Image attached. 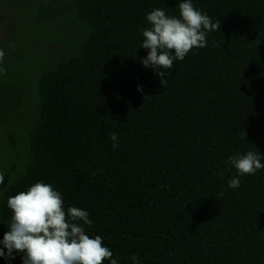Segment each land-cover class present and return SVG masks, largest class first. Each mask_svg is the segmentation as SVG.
I'll return each instance as SVG.
<instances>
[{
    "label": "trees",
    "instance_id": "1",
    "mask_svg": "<svg viewBox=\"0 0 264 264\" xmlns=\"http://www.w3.org/2000/svg\"><path fill=\"white\" fill-rule=\"evenodd\" d=\"M182 2L70 1L88 32L75 57L37 79L28 163L0 184V241L8 198L44 182L66 214L89 213L91 227L78 223L118 264H264V169L232 189L226 163L248 151L264 163V0H192L220 30L174 60L162 85L141 63L142 29L157 8L179 18Z\"/></svg>",
    "mask_w": 264,
    "mask_h": 264
},
{
    "label": "clouds",
    "instance_id": "2",
    "mask_svg": "<svg viewBox=\"0 0 264 264\" xmlns=\"http://www.w3.org/2000/svg\"><path fill=\"white\" fill-rule=\"evenodd\" d=\"M150 27L142 29L141 47L148 50L141 58L145 68H152L163 85L173 69L174 60L183 61L194 48L207 46V34L218 31L221 22H212L211 18L194 7L192 0L179 3V18L167 16L159 8L152 10L146 17ZM4 52L0 50V63ZM5 69L0 68V73ZM137 91H143L141 87ZM112 147L120 145L117 134H110ZM226 163L236 170V176L228 182V187L236 189L245 175H255L264 169L261 156L253 151L243 155L229 156ZM223 176V173H219ZM4 176L0 174V184ZM223 196V192L220 193ZM11 210L9 230L4 233L0 244V257L5 260L15 259V254H22V264H118L113 259V252L103 245L102 238L86 234L84 225L91 227L89 213L77 207L64 210V201L60 192L49 183L37 182L27 191H21L7 200ZM6 249V252H5ZM133 264H140L132 256Z\"/></svg>",
    "mask_w": 264,
    "mask_h": 264
},
{
    "label": "rangeland",
    "instance_id": "3",
    "mask_svg": "<svg viewBox=\"0 0 264 264\" xmlns=\"http://www.w3.org/2000/svg\"><path fill=\"white\" fill-rule=\"evenodd\" d=\"M71 0H0V174L17 177L30 156L29 131L39 116L37 79L75 57L88 27ZM3 192L0 190V201Z\"/></svg>",
    "mask_w": 264,
    "mask_h": 264
}]
</instances>
